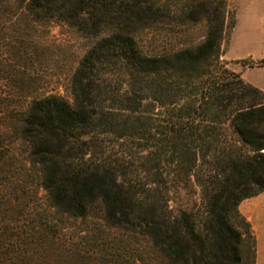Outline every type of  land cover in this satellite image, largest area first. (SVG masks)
Masks as SVG:
<instances>
[{
    "label": "trees",
    "instance_id": "16d2710c",
    "mask_svg": "<svg viewBox=\"0 0 264 264\" xmlns=\"http://www.w3.org/2000/svg\"><path fill=\"white\" fill-rule=\"evenodd\" d=\"M228 19L227 0H0V264L96 214L123 234L96 228L85 263L254 264L239 204L264 189V91L221 58ZM52 21L88 42L69 97L30 89Z\"/></svg>",
    "mask_w": 264,
    "mask_h": 264
},
{
    "label": "rangeland",
    "instance_id": "374dc122",
    "mask_svg": "<svg viewBox=\"0 0 264 264\" xmlns=\"http://www.w3.org/2000/svg\"><path fill=\"white\" fill-rule=\"evenodd\" d=\"M227 9L229 19L221 41V58L245 82L264 91V0H227ZM39 32L47 44L43 54L47 66L30 89L36 85L38 92H58L69 97L68 76L88 42L65 23L49 22L42 25ZM197 34L199 32L195 36ZM25 188L22 201L41 211L47 205L45 191L35 182L27 183ZM239 210L255 235L254 264H264V189L244 198ZM98 227L109 236L123 234L122 230L105 226L98 214L83 219L65 217L55 232L50 231L49 242L42 240L37 244V250L43 251L38 264H89L77 254L81 251L94 258L97 249L90 245V240ZM134 245L144 249V238L137 236Z\"/></svg>",
    "mask_w": 264,
    "mask_h": 264
}]
</instances>
